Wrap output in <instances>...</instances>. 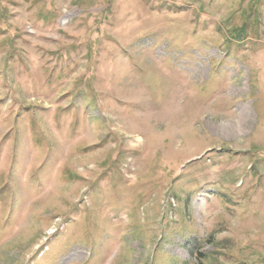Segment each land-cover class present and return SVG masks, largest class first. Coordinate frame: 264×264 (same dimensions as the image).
Returning a JSON list of instances; mask_svg holds the SVG:
<instances>
[{
	"label": "rangeland",
	"instance_id": "obj_1",
	"mask_svg": "<svg viewBox=\"0 0 264 264\" xmlns=\"http://www.w3.org/2000/svg\"><path fill=\"white\" fill-rule=\"evenodd\" d=\"M0 264H264V0H0Z\"/></svg>",
	"mask_w": 264,
	"mask_h": 264
}]
</instances>
